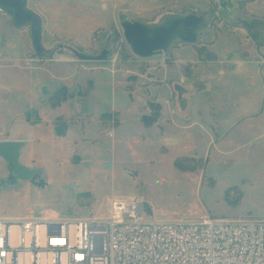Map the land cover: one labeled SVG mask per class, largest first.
Masks as SVG:
<instances>
[{
	"label": "rangeland",
	"instance_id": "1",
	"mask_svg": "<svg viewBox=\"0 0 264 264\" xmlns=\"http://www.w3.org/2000/svg\"><path fill=\"white\" fill-rule=\"evenodd\" d=\"M250 1L224 8L225 0H28L43 19L44 45L64 46L38 58L26 26L29 50L3 60L15 114L13 132L0 127V140L43 127L47 153L28 164L18 156L32 170L26 178L0 154V211L103 215L110 198L127 196L141 199L153 220L264 219V92L256 84L247 92L235 75L215 76L210 46L222 31L249 35L240 19L264 17ZM178 16L197 25L170 48L140 56L126 39L127 21L153 27ZM257 63L264 67L263 51ZM251 103L254 114H237Z\"/></svg>",
	"mask_w": 264,
	"mask_h": 264
},
{
	"label": "built area",
	"instance_id": "2",
	"mask_svg": "<svg viewBox=\"0 0 264 264\" xmlns=\"http://www.w3.org/2000/svg\"><path fill=\"white\" fill-rule=\"evenodd\" d=\"M147 213L116 196L104 218L0 217V264H264V219Z\"/></svg>",
	"mask_w": 264,
	"mask_h": 264
},
{
	"label": "crops",
	"instance_id": "3",
	"mask_svg": "<svg viewBox=\"0 0 264 264\" xmlns=\"http://www.w3.org/2000/svg\"><path fill=\"white\" fill-rule=\"evenodd\" d=\"M229 1L225 0L224 8H229ZM248 8L251 12L256 14H264V0H252L249 2ZM24 31L21 28L15 27L10 17L5 14L3 11H0V69L11 68L4 64L3 60H14L20 57L22 52L29 50L30 43L29 39L25 38ZM33 45V44H32ZM190 45H184L178 50H182ZM213 52L217 55L218 61L228 60L232 61L231 65L228 67L216 64L217 73L215 76L220 77L224 76H233L241 78L240 81L245 83L247 92H253L254 84L258 85V91L264 92V67H261L257 63V56L259 52H264V45L258 48L256 42L248 35V32L244 28H237L236 31H222L219 33L215 41L210 45ZM0 127L7 130L8 128L13 132L14 125V81L11 75H8V71L0 70ZM249 86V88H248ZM260 86V87H259ZM263 97V96H262ZM254 103L250 104L249 109L240 110L238 115H243L244 117L250 116L255 113ZM39 110V109H38ZM40 111V110H39ZM231 114H234L232 110ZM264 115V114H263ZM238 120V119H237ZM41 134H36L34 132L26 131L27 134L23 136L16 137H5L3 140H28L29 142L25 144V147L19 153L20 160L28 164L27 161L31 159V156L37 155L38 158H45L46 142H45V130L42 127ZM37 137V140H36ZM68 138V137H67ZM20 140V141H21ZM2 141V140H0ZM65 143V141H63ZM61 148L68 151L69 156H72L73 151L70 150L69 145L62 144ZM87 154V151L84 153ZM26 191L30 194L36 195L38 189L31 187L30 185H25ZM35 202L38 203L39 199L32 198ZM103 215H73L74 217L59 218L49 215L39 214V208L30 209L29 214L25 215L26 217H38V218H49V219H75L79 217H99L104 218L108 216L110 211V201ZM76 216V217H75ZM0 217H19L13 216L3 211H0ZM162 220L160 218H157Z\"/></svg>",
	"mask_w": 264,
	"mask_h": 264
},
{
	"label": "water",
	"instance_id": "4",
	"mask_svg": "<svg viewBox=\"0 0 264 264\" xmlns=\"http://www.w3.org/2000/svg\"><path fill=\"white\" fill-rule=\"evenodd\" d=\"M0 10L10 17L15 27H30L34 54L38 58L50 59L58 49L64 46L63 43H56L51 47L44 45L43 19L29 6L28 0H0ZM195 25H197V19L191 16H178L166 24L153 26L152 33L149 32L148 25L140 22L127 21L123 24L126 39L140 56H149L155 50L170 48L179 38L190 39L194 36ZM20 146V140H2L0 154L7 161L15 162L13 169L20 177L26 178L32 174V170L16 163Z\"/></svg>",
	"mask_w": 264,
	"mask_h": 264
},
{
	"label": "trees",
	"instance_id": "5",
	"mask_svg": "<svg viewBox=\"0 0 264 264\" xmlns=\"http://www.w3.org/2000/svg\"><path fill=\"white\" fill-rule=\"evenodd\" d=\"M240 20H243L244 25L249 31V35L255 40L257 45H264V37L261 35L262 28H264V17L251 15L250 18H242Z\"/></svg>",
	"mask_w": 264,
	"mask_h": 264
},
{
	"label": "bare ground",
	"instance_id": "6",
	"mask_svg": "<svg viewBox=\"0 0 264 264\" xmlns=\"http://www.w3.org/2000/svg\"><path fill=\"white\" fill-rule=\"evenodd\" d=\"M153 29H154V27H149L148 26V30H149L150 33H152Z\"/></svg>",
	"mask_w": 264,
	"mask_h": 264
}]
</instances>
